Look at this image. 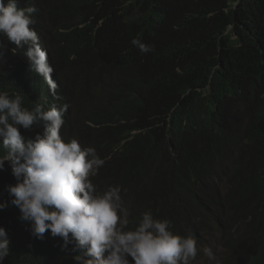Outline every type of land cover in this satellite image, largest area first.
Masks as SVG:
<instances>
[{
	"label": "trees",
	"instance_id": "obj_1",
	"mask_svg": "<svg viewBox=\"0 0 264 264\" xmlns=\"http://www.w3.org/2000/svg\"><path fill=\"white\" fill-rule=\"evenodd\" d=\"M40 1L36 16L42 20L43 3L53 0ZM59 1L72 5L71 21L81 16L99 28L52 21L64 32L49 38L79 42L94 32L106 35L116 43V76L125 80L130 70L143 68L132 79L133 101L114 107L97 128L76 130L88 134L82 145L105 160L92 177L98 189L120 185L124 206L133 201L144 211L150 197H179L196 206L207 227L221 210L226 222L264 219V0H82L81 7V0ZM161 21L171 26L173 40L162 64H151L131 41L146 43L147 30ZM15 183L14 177L0 180V202L8 201L0 227L12 230L11 238L31 227L10 203L7 186ZM41 240L42 259L13 254L4 264H65L74 254L50 232Z\"/></svg>",
	"mask_w": 264,
	"mask_h": 264
},
{
	"label": "clouds",
	"instance_id": "obj_2",
	"mask_svg": "<svg viewBox=\"0 0 264 264\" xmlns=\"http://www.w3.org/2000/svg\"><path fill=\"white\" fill-rule=\"evenodd\" d=\"M39 3L0 0V180L15 178L7 186L10 203L31 225L12 238L11 229L0 227V264L13 254L42 259L46 232L62 238L63 247L72 245L65 264H264V219L226 222L221 210L207 227L196 206L179 197L155 195L144 211L133 201L124 206L120 185L98 189L92 177L105 160L82 145L88 134L76 130L97 128L114 107L132 100V79L143 68L125 80L116 76V43L106 35L52 40L64 32L52 21L79 30L100 23L81 22V16L71 21L72 5L59 0L43 3L48 11L40 20ZM172 40L171 26L161 21L147 30L146 43L133 38L131 44L151 64H162ZM7 207L0 202V210Z\"/></svg>",
	"mask_w": 264,
	"mask_h": 264
}]
</instances>
